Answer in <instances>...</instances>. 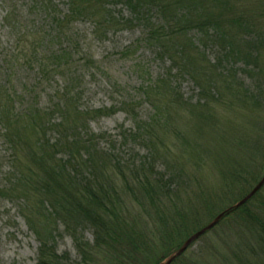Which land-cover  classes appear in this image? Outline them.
I'll list each match as a JSON object with an SVG mask.
<instances>
[{"label":"trees","instance_id":"1","mask_svg":"<svg viewBox=\"0 0 264 264\" xmlns=\"http://www.w3.org/2000/svg\"><path fill=\"white\" fill-rule=\"evenodd\" d=\"M65 2L59 26L87 20L108 33L122 22L113 11L118 6L130 13L126 23L148 24L145 42L167 68L140 88L152 110L148 121L139 118V103H125L135 129L120 134L144 151L124 159L112 135L92 130L91 122L115 107L83 109L69 87L51 107L24 104V95L0 86L1 136L13 156L0 197L20 203L40 244L36 264H162L206 226L200 212L213 220L263 178L264 0ZM186 78L199 90L195 102L181 92ZM181 114L192 117L201 143L178 131ZM207 160L219 173L215 208L206 204L211 191L187 169L201 170ZM195 186L207 199L198 196L199 209L189 212L183 202ZM60 227L73 239L75 260L57 252ZM87 227L92 243L84 240ZM204 237V254L194 256L192 245L172 264H264V186Z\"/></svg>","mask_w":264,"mask_h":264},{"label":"rangeland","instance_id":"2","mask_svg":"<svg viewBox=\"0 0 264 264\" xmlns=\"http://www.w3.org/2000/svg\"><path fill=\"white\" fill-rule=\"evenodd\" d=\"M48 5L33 0H0V86L24 95V104L51 107L58 93L69 87L78 93L83 109L115 107V114L91 122V128L97 134L112 135L108 140L114 148L124 159H132L135 153L144 150L140 144L124 141L120 136L122 132L135 129L132 117L123 111L124 104L139 103V118L148 121L152 110L142 100L140 88L167 68L157 51L145 42L148 24L126 23L131 19L130 13L118 6L113 7V11L122 22L108 33L98 31L87 20L70 25L62 21L59 26L56 19H62L66 13L65 0H52L49 8ZM192 36L196 41L199 38L197 32H192ZM246 82L254 86L251 79ZM181 92L193 102L198 99L197 86L187 78L181 81ZM181 116L184 120L178 122V131L184 132L192 144L201 143L192 117ZM102 146L111 147L109 142ZM12 160V152L0 130V188L12 173ZM206 163L201 170L191 164H187V169L202 179L201 188L206 193L211 191L213 198L206 204L215 208L221 201L214 199L220 196L219 173L208 160ZM196 187L193 194L184 199L186 211L199 209L198 196L206 198L196 193ZM198 218L206 226L215 219L208 221L201 212ZM84 238L93 242V231L88 227L84 229ZM205 240L206 237L199 238L190 253L197 257L204 254ZM54 242L58 254H67L72 260L79 257L73 239L63 227L55 234ZM39 246L20 214V203L0 197V264H36Z\"/></svg>","mask_w":264,"mask_h":264},{"label":"water","instance_id":"3","mask_svg":"<svg viewBox=\"0 0 264 264\" xmlns=\"http://www.w3.org/2000/svg\"><path fill=\"white\" fill-rule=\"evenodd\" d=\"M263 186H264V176L248 195H246L243 199H241L231 208L220 213L209 225H207L206 227H204L203 229L192 235L190 238H188L183 244V246L178 251H176L172 256L166 259L162 264H172L178 257L183 255L199 238H201L207 232L211 231L225 215L229 214L232 210H236L242 207L249 200H251L261 190Z\"/></svg>","mask_w":264,"mask_h":264}]
</instances>
